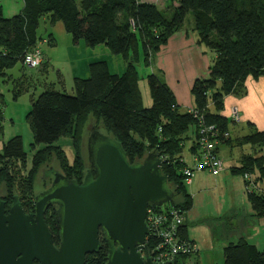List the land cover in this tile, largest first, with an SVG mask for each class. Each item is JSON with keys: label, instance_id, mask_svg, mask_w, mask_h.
Instances as JSON below:
<instances>
[{"label": "trees", "instance_id": "obj_1", "mask_svg": "<svg viewBox=\"0 0 264 264\" xmlns=\"http://www.w3.org/2000/svg\"><path fill=\"white\" fill-rule=\"evenodd\" d=\"M170 1L172 13L169 16L155 3L146 0H23L21 11L11 17L4 16L0 5V77L19 61L25 66L26 53L39 46L42 40L37 29L43 17L62 21L75 43L83 40L91 47L104 44L113 53L123 55L126 62L122 73L112 72L107 61L91 62L88 78H74L73 95L45 89L33 101L28 119L35 142L43 143L45 147L34 154L27 170L22 137L16 135L3 144L0 198H4L7 205L17 196L25 212H34V198L25 199L16 192L11 164L14 161L18 165L23 163L27 170L25 178L29 182V188L25 190H32L42 162H48L56 149H62L56 143L64 136H70L76 159L68 169L60 160V172L82 183L86 163L81 149L82 132L88 117L92 116L97 126L121 143L131 163L142 161L150 152L164 158L162 173L172 186L175 197L162 207L149 206L155 210L170 205L187 213L192 207L193 198L186 189L183 174L187 163L182 156L190 127L194 128L189 148L191 153L198 150V130L202 126L214 127L219 140L218 151L222 144L252 146L255 153H243L239 165L232 166L231 171L243 177L251 175L252 181L244 179L248 200L253 215L264 216V129L247 123L250 132L232 137L229 119L218 112H210L209 108L213 104L221 110L226 96L243 95L248 77H264V0H179L177 5H173L175 0ZM189 12L193 14L197 43L214 52L208 76L196 78L191 86L197 115L181 110L174 92L155 72L147 75L152 104L145 107L136 68L140 60L139 44L143 62L150 66L153 55L183 28ZM46 41L53 43L52 38ZM38 67L45 69V56ZM28 77L32 74L23 72L22 78L16 82L15 98L27 89ZM3 106L0 92V122ZM72 126L75 129L71 132ZM225 133H228L227 137H224ZM251 182L254 187L249 189ZM56 209V205H49L44 218L55 245H58L60 229ZM181 236L193 242L186 222L181 227ZM100 240L101 248L88 254L85 264H106L108 246L103 232H100ZM152 246L149 238L143 252L150 253ZM186 257L177 256L175 264H180L179 259ZM224 257V264H264V250L248 242L244 236L224 247Z\"/></svg>", "mask_w": 264, "mask_h": 264}, {"label": "rangeland", "instance_id": "obj_2", "mask_svg": "<svg viewBox=\"0 0 264 264\" xmlns=\"http://www.w3.org/2000/svg\"><path fill=\"white\" fill-rule=\"evenodd\" d=\"M146 1L155 3L160 9L164 10L167 16L172 13V5H170L172 1L170 0ZM178 3L179 0H175L173 5ZM0 5L3 7L4 16L11 17L21 11L23 0H0ZM193 20V14L189 12L184 26L188 27L194 22ZM37 35L42 39L39 47L46 58L45 69L24 66L19 61L12 68L6 69L4 75L0 77V92L3 94L4 101L3 118L0 122V153L5 142L16 135H20L23 139L24 151L27 154L25 157V168L27 170L32 165L34 154L45 147V144L35 142L33 129L28 119L32 103L39 94L45 89H53L73 95L75 93L74 78H88L91 62L107 61L110 70L114 73H122L126 69L123 55L113 53L106 45L101 44L91 47L87 46L83 40L75 43L72 35L66 31L60 20L52 21L47 17L41 18ZM47 38H52L53 43L43 41ZM139 50L140 60L136 64L139 75L138 84L143 104L145 107H149L152 104V98L147 75L152 71L150 70L151 66H146L143 62L140 44ZM152 69H154L153 66ZM155 70L159 71V69ZM23 72L29 75L32 74V77H28L26 81L27 89L15 98V84L22 78ZM191 98V103L194 106L192 95ZM209 108L212 113L222 114L224 111V107L217 110L213 104H210ZM245 124L247 127L248 124ZM96 127L97 124L94 118L89 116L82 132L81 149L86 162L83 170L84 175L90 165L87 156V140ZM74 129L75 126H72L71 132ZM229 129L232 132V137H236L232 130L231 117H229ZM193 131V127H190L187 131L188 139L185 141L182 152L185 162L190 166L194 164L189 149L193 141ZM69 137L68 135L59 138L56 144L61 146L62 149H56L54 156L50 157L48 162H42L32 190H25L27 187L29 188V182L25 178L27 170L24 168L23 163L18 165L14 161L11 164L16 192L19 195L24 196L25 199L34 198V192L35 194L38 193L40 187L45 185L44 171L55 170L60 172L58 166L60 160L67 169L70 168L69 165L73 166L76 152ZM243 153L254 154L255 152L253 147L248 144L244 146L222 144L219 156L224 162L225 169L218 175L211 174L207 169L196 171L192 178L193 183L186 184V189L193 198L192 207L186 215V223L188 224V235L190 239L196 242L197 251L187 255L186 258H180V264H224V247L230 242L238 241L240 236H244L248 242L255 243L261 250H264V216L258 218L253 215L244 177L231 171L232 166L239 165Z\"/></svg>", "mask_w": 264, "mask_h": 264}, {"label": "water", "instance_id": "obj_3", "mask_svg": "<svg viewBox=\"0 0 264 264\" xmlns=\"http://www.w3.org/2000/svg\"><path fill=\"white\" fill-rule=\"evenodd\" d=\"M87 150L90 165L82 183L55 172L50 187L35 195L34 212H25L17 196L8 205L0 198V264H85L101 248L100 232L108 246L106 264H175L143 252L149 206L162 207L175 197L162 157L150 152L131 163L121 143L99 126ZM49 205L57 206L58 245L44 218Z\"/></svg>", "mask_w": 264, "mask_h": 264}, {"label": "crops", "instance_id": "obj_4", "mask_svg": "<svg viewBox=\"0 0 264 264\" xmlns=\"http://www.w3.org/2000/svg\"><path fill=\"white\" fill-rule=\"evenodd\" d=\"M213 58L214 52L197 43V33L193 22L188 27L183 26L181 30L175 32L167 44L153 55L150 70L167 83L174 92L181 110L187 111L193 108L190 92L192 83L196 78L208 76ZM245 87L246 92L243 95H228L224 99L223 116L229 119L233 106H236L239 111L238 121H234L231 117L232 130L236 137L250 132V128L248 126L247 128L245 123H252L258 129H264V77H248ZM229 133L233 136L231 131ZM192 241L196 244L194 240Z\"/></svg>", "mask_w": 264, "mask_h": 264}, {"label": "built area", "instance_id": "obj_5", "mask_svg": "<svg viewBox=\"0 0 264 264\" xmlns=\"http://www.w3.org/2000/svg\"><path fill=\"white\" fill-rule=\"evenodd\" d=\"M43 61L44 56L39 46L28 51L24 57V64L32 68L40 66ZM187 111L197 115V110L194 108ZM231 117L234 121L239 120V111L236 106L231 107ZM227 136L228 133H225L224 137ZM197 143L199 144L198 150L192 153L194 164L191 166L187 164L183 169L187 185L191 183L196 171L207 169L211 174L218 175L224 170V162L217 150L219 140L213 126L199 128ZM244 179L252 181L250 174H245ZM252 186L254 187L251 182L248 188L251 189ZM186 215L187 213L181 208L170 205L161 210L148 208L146 243L149 238L153 242L152 249L148 253L153 261L161 263L174 261L177 256L189 255L197 251L194 242L181 236V227L186 222Z\"/></svg>", "mask_w": 264, "mask_h": 264}, {"label": "flooded vegetation", "instance_id": "obj_6", "mask_svg": "<svg viewBox=\"0 0 264 264\" xmlns=\"http://www.w3.org/2000/svg\"><path fill=\"white\" fill-rule=\"evenodd\" d=\"M88 169V168H87ZM86 169V170H87ZM56 171L55 170H49V171H44V174H45V182H44V186H42V187H40V190H39V192L38 193H36V195L37 194H39V193H41V192H44L46 189H48L49 187H50V185H51V183H52V181H53V178H54V173H55ZM2 199H4V198H2ZM5 200V199H4ZM6 201V200H5ZM27 213H32V212H27ZM35 264H38L37 262H35Z\"/></svg>", "mask_w": 264, "mask_h": 264}]
</instances>
